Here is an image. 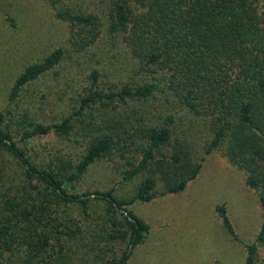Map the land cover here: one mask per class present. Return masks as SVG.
<instances>
[{
    "label": "trees",
    "instance_id": "16d2710c",
    "mask_svg": "<svg viewBox=\"0 0 264 264\" xmlns=\"http://www.w3.org/2000/svg\"><path fill=\"white\" fill-rule=\"evenodd\" d=\"M44 1L69 36L67 46L16 77L9 107L0 111V264H128L151 230L130 207L180 194L201 172L204 156L180 135V113L206 124L205 154L223 150L259 196L262 224L256 241L244 245V264H258L264 0H98L95 10ZM102 43L109 51L124 47L123 79L92 65L58 120L16 110L27 86L58 73L67 59L92 61ZM74 140L82 150L69 153ZM102 160L115 164L123 182L139 180L131 197L80 188ZM217 212L239 240L227 207Z\"/></svg>",
    "mask_w": 264,
    "mask_h": 264
},
{
    "label": "rangeland",
    "instance_id": "374dc122",
    "mask_svg": "<svg viewBox=\"0 0 264 264\" xmlns=\"http://www.w3.org/2000/svg\"><path fill=\"white\" fill-rule=\"evenodd\" d=\"M72 2L92 10L99 5L98 0ZM68 32V25L57 20L44 0H0V111L9 107L8 95L16 77L28 65L39 62L58 47H65ZM95 53L97 58L92 61L88 55L79 62L67 59L58 73L27 86L14 104L17 109L11 107L19 111L28 109L35 119L56 121L70 99L87 85L86 75L92 65L105 67L115 82L125 77L122 65L128 58L121 44L112 51L107 47L96 48ZM97 59H100L98 64ZM179 116L183 117L180 135L204 156L201 172L180 194L130 207L150 224L151 230L146 242L133 249L128 264H244V245L256 241L263 220L260 198L247 185L245 172L233 166L223 150L205 154L204 144L209 139L206 124L188 113ZM81 143L72 142L69 153L82 150ZM138 183L139 180L123 182L115 164L102 160L89 169L80 188L83 191L114 189L120 198L128 199L136 192ZM222 204L227 207L239 240L224 228L217 212V206ZM258 257V264H264L263 248L259 249Z\"/></svg>",
    "mask_w": 264,
    "mask_h": 264
}]
</instances>
